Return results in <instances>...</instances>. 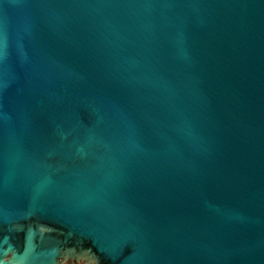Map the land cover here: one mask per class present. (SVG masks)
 <instances>
[{"label":"water","instance_id":"1","mask_svg":"<svg viewBox=\"0 0 264 264\" xmlns=\"http://www.w3.org/2000/svg\"><path fill=\"white\" fill-rule=\"evenodd\" d=\"M0 264H264V0H0Z\"/></svg>","mask_w":264,"mask_h":264}]
</instances>
